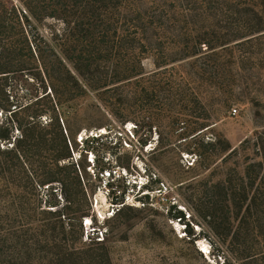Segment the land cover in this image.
<instances>
[{"label":"rangeland","instance_id":"374dc122","mask_svg":"<svg viewBox=\"0 0 264 264\" xmlns=\"http://www.w3.org/2000/svg\"><path fill=\"white\" fill-rule=\"evenodd\" d=\"M128 4L142 9L118 33L111 4L80 46L62 20L27 21L23 0H0V13L23 28L9 36L25 54L0 77L5 227L16 238L99 248L111 264H264V222L253 232L256 218L226 208L222 190L261 160L241 144L264 136V0ZM117 187L126 189L118 204ZM87 218L103 242H85ZM246 254L254 259H237Z\"/></svg>","mask_w":264,"mask_h":264},{"label":"trees","instance_id":"16d2710c","mask_svg":"<svg viewBox=\"0 0 264 264\" xmlns=\"http://www.w3.org/2000/svg\"><path fill=\"white\" fill-rule=\"evenodd\" d=\"M95 1L102 5L98 9L101 11H96L97 7L93 6L94 3L84 0H23L26 11L22 16L26 18L27 21L29 18L37 19L41 17H51L62 20L67 26L66 31L73 35V37L77 36L74 40H78L77 42L80 46H83L84 41H81V38H78V36L82 37L84 34L83 32L87 34L93 33V30L97 26L96 18L98 13L102 12L100 18H102V22H105L107 17L106 7L108 9L109 5H113L114 13L117 16L115 33H118L120 28H122V18L128 19V14L139 13L142 9V6L139 5L130 7L128 0ZM88 15L93 17L91 18L93 21H87L86 17ZM15 29L23 35L24 31L20 22H11L7 18L6 14L1 12L0 59L5 62H0V77L10 76L14 72L13 69L17 67L20 58L25 55L23 52L18 50L19 48L14 45L10 37ZM23 40L24 42L28 41L27 37H24ZM85 41L88 40L86 39ZM77 42L74 41L73 43ZM90 44H92V41H90ZM37 48H39L38 45ZM93 57L94 56L90 55L86 58L80 54L77 59H80V61H90L94 63L95 59ZM65 59V57L59 56L57 60H59L60 63H63V61H66ZM47 77L53 78L54 76L47 70ZM51 92L52 91L48 94L45 92V95L43 94L42 96H37L36 101L47 97ZM27 106H29V104ZM0 107L5 108V106L1 103ZM18 108L19 106H16L14 109ZM64 130H66V134L62 133V137L64 139L66 155L63 157L67 158L70 156L71 150L72 152L74 151V147L71 145L72 138L70 137L68 129L65 127ZM260 134L261 133H256L253 138L244 140L241 145L243 146V149H246L244 146L252 144L256 148V154L261 158V160L256 164H250L245 168L244 174L240 178V183L237 187L234 188L230 185L226 187L225 184L222 185L223 200L226 208L231 210V208L235 206L240 209V211H243L244 208V214L247 215L245 219L248 217L256 218L254 221H248L252 225L251 230H253V232L257 231L258 228L262 229L264 226H262V222H264V136H261ZM1 139H4L2 135H0V154L2 153ZM18 156L21 158L23 155L19 152ZM3 165V162L0 161V169L4 167ZM252 166H257L258 169H253ZM4 170H6L5 167ZM27 172L32 175V171L29 169ZM226 181L228 183V180ZM34 182L40 185L43 181L34 177ZM255 185H257V187L253 192L252 189ZM110 193L113 195V203L118 204L123 202L122 199L126 195V189H120L117 187V189L112 190ZM179 214L176 217L183 220V212L179 211ZM228 218L231 217L228 216ZM45 222L46 221L40 222L42 224L41 226L47 225ZM4 223V216L0 214V264H111L109 254L107 252H99L97 250L99 248H95L93 246L86 247L85 244H81L79 247L72 246L69 242L70 240L68 239L64 242H58L55 238H31L30 236L28 238H16V232L12 226L7 228ZM224 229H226V235H230L233 232L234 227L231 226L230 222ZM63 239L65 240V238ZM91 243L97 244L101 242L91 240L90 244ZM101 249L103 250V247ZM229 251L233 253L237 250L229 248ZM253 256H255V254H246L245 256L239 255L237 259H254Z\"/></svg>","mask_w":264,"mask_h":264},{"label":"built area","instance_id":"2783aa9c","mask_svg":"<svg viewBox=\"0 0 264 264\" xmlns=\"http://www.w3.org/2000/svg\"><path fill=\"white\" fill-rule=\"evenodd\" d=\"M234 112L236 113L237 110L234 109ZM89 219H90L89 221H86V219H85L83 222L84 240L85 241L93 240V241H97V242H103L105 239L104 229L101 227V225L98 222L92 221L91 218H89ZM208 253H210V251H208ZM223 264H224V262H223Z\"/></svg>","mask_w":264,"mask_h":264},{"label":"bare ground","instance_id":"6f19581e","mask_svg":"<svg viewBox=\"0 0 264 264\" xmlns=\"http://www.w3.org/2000/svg\"><path fill=\"white\" fill-rule=\"evenodd\" d=\"M86 221H89L88 218L86 219ZM202 246H204V249H206L205 251H207V246L206 245H202Z\"/></svg>","mask_w":264,"mask_h":264},{"label":"water","instance_id":"95a60500","mask_svg":"<svg viewBox=\"0 0 264 264\" xmlns=\"http://www.w3.org/2000/svg\"><path fill=\"white\" fill-rule=\"evenodd\" d=\"M49 92H47L46 94H48ZM45 95V94H44Z\"/></svg>","mask_w":264,"mask_h":264}]
</instances>
